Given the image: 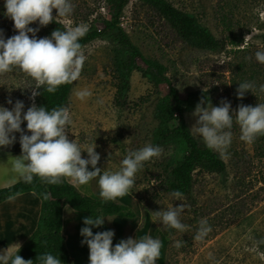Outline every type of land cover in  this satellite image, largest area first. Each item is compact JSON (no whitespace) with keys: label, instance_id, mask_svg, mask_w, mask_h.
<instances>
[{"label":"rangeland","instance_id":"obj_1","mask_svg":"<svg viewBox=\"0 0 264 264\" xmlns=\"http://www.w3.org/2000/svg\"><path fill=\"white\" fill-rule=\"evenodd\" d=\"M174 7L196 17L198 22L225 42L218 51L199 50L180 41L164 19L149 5L131 0L121 17V26L132 42L147 58L167 68L173 85L186 96L194 91H208L213 106L221 101L238 106H256L264 103V64L255 58L257 51H264L261 35L264 34V0H167ZM73 12L57 20L68 27L86 25L101 28L109 17L104 0H71ZM5 0H0V21L5 23L4 37L18 34L13 21L5 15ZM57 15L53 10V16ZM35 23V24H34ZM29 27L38 28L36 38H44L39 22ZM31 37V33H29ZM248 36L247 39L245 37ZM87 57L79 80L74 82L68 109L72 123L68 127L69 140L76 139L81 146L95 143L100 160L97 167L115 171L129 151L153 143V132L157 127L155 109L160 95L168 93L166 86L156 89L144 75L146 67L135 65L130 77V87L125 101L118 100V74L116 69L124 56L116 44L106 38H98L84 47ZM254 83L256 91H247L243 99L237 98L239 83ZM34 81L20 72L0 75V107L12 110L17 100L24 104L23 113L33 103L31 97ZM88 89L91 97L81 101L75 93ZM11 99L12 104L7 101ZM194 112V111H193ZM193 112L185 115L188 127L198 117ZM24 134L26 121L21 125ZM233 138L228 155L225 175L195 173L194 196L191 204L174 200L165 193L159 182L162 170L180 159L183 152L175 147H161L159 158L146 162L136 174L131 195L115 202L134 211L135 218L121 219L106 216L104 222L118 237L141 239L151 236L162 243L161 255L156 264H264V145L257 139L251 143L240 140V129L235 123L231 129ZM16 143L21 133L16 132ZM30 135V134H28ZM200 143L203 141L195 137ZM155 146V145H154ZM82 158L88 159L87 152ZM89 170H93L91 165ZM96 181V183H95ZM95 191L91 198L101 200L98 178L94 180ZM143 189V190H142ZM184 204L180 219L187 231L169 229L154 212ZM83 217H88L83 213ZM206 219L211 231L196 240L199 222ZM85 227L81 223V228ZM93 233L99 232L96 227ZM170 240L168 245L167 241ZM181 242L177 248L176 242ZM79 249L89 255L86 244Z\"/></svg>","mask_w":264,"mask_h":264},{"label":"clouds","instance_id":"obj_2","mask_svg":"<svg viewBox=\"0 0 264 264\" xmlns=\"http://www.w3.org/2000/svg\"><path fill=\"white\" fill-rule=\"evenodd\" d=\"M4 7L5 15L13 21L18 34L5 40L0 32V75L18 69L30 77L35 81L30 97L33 101L37 95H41L38 89L55 93L60 86L79 80L87 59L80 40L86 35L87 26L56 29L50 37L39 39L36 38L39 29L29 27L37 21L40 26H47L58 17L70 16L74 10L71 0H5ZM53 10L57 13L55 17ZM29 33L32 34L31 37ZM247 38L248 36L245 37ZM255 58L264 64V51H257ZM247 91L255 93L254 83H239L237 98L243 99ZM259 92L264 93V85L259 87ZM75 95L83 101L91 97L92 92L82 89L76 91ZM7 102L12 104L11 99ZM23 109L24 104L19 100L12 110L0 107V147L12 145L16 140L12 134L21 133V155L12 157L11 160V171L17 182L32 184L38 179L46 185H60L65 180H70L74 185H85L98 178L102 200L116 201L131 193L136 174L144 164L163 154L160 146L146 144L138 150L129 151L120 162L118 170L102 171L97 167L100 156L95 151V143L82 147L76 139L69 140L67 129L72 119L67 107L48 110L33 103L22 116ZM192 115L198 119L189 130L190 133L199 137L208 149L218 152L222 158L228 155L234 123L239 126L240 140L245 143L251 144L257 137L264 136V103L256 106L241 104L237 110L232 111L231 104L227 101L222 100L220 106H213L210 101L201 99ZM25 121L30 135L24 134L21 128ZM85 151L88 159L82 158V152ZM89 165L93 170H89ZM19 195L17 192L7 199L14 201ZM33 195L36 193L33 192ZM40 195L43 201L51 199L50 193ZM170 195L174 200L183 201V194L179 190ZM184 211V204L170 206L154 212V220L159 219L167 228L185 232L187 226L180 219ZM104 219L103 216H89L83 220L85 227L81 228L80 235L84 239L81 243L86 244L89 249V264H156L162 249L159 239L151 236H144L139 240L128 238L113 247V231L95 234L92 231L94 227L102 226ZM211 230L207 220L201 219L195 239L204 238ZM175 246L181 247V242L177 241ZM14 247V252L7 248L0 254V264H33L32 260H25L18 255L21 245L15 244ZM36 259L40 264H62L59 258L50 253L38 255Z\"/></svg>","mask_w":264,"mask_h":264},{"label":"trees","instance_id":"obj_3","mask_svg":"<svg viewBox=\"0 0 264 264\" xmlns=\"http://www.w3.org/2000/svg\"><path fill=\"white\" fill-rule=\"evenodd\" d=\"M153 8L162 19L169 25L176 37L188 46L207 51H218L225 48V42L217 39L211 31L200 24L195 16L171 5L167 0H138ZM109 11L101 28L91 27L86 35L80 40L83 47L98 38H106L120 47L123 60L119 63L116 72L118 74V100L125 101L130 87V77L134 67L139 62L146 67L144 75L158 89L161 86L168 88V93L160 95L155 109L157 127L153 132V143L160 147H175L183 155L171 166L162 170L159 182L165 193L179 190L183 199L194 204L195 173L225 175L227 164L221 155L200 143L190 133L185 115L193 112L201 99L212 102L208 91H194L186 96L182 94L172 83L167 75V68L159 62L147 58L140 49L132 42L130 36L121 26V17L131 0H104ZM35 24V23H34ZM33 25V23H32ZM5 23L0 21V32L4 37ZM42 34L50 37L56 29L64 30L65 24L54 20L47 26H41ZM264 44V34L261 35ZM74 82L60 86L55 93H48L43 88L38 89L41 95L35 97L37 107L44 106L51 110L56 107L69 106V99ZM35 87V81H34ZM205 107L207 104L204 105ZM27 134H30L26 130ZM258 141L264 145V136L258 137ZM12 153H21L20 144H16ZM19 192L20 194L35 192L42 202L41 215L35 232L28 241L20 248L18 255L25 260H32L33 264H40L37 256L50 253L62 261V264H70L71 257L65 244L63 231V211L66 205L74 210L85 213L92 217L116 216L121 219L135 218L134 211L127 206L115 201L104 202L83 195L73 184L65 180L60 185H46L38 179L32 184L19 181L9 187L0 189V204L7 200L9 195ZM41 193H50L51 199L43 201ZM99 232L112 230L105 222L96 227ZM169 228L166 237L172 232ZM123 240L115 233L113 247ZM168 245L170 240L167 241ZM167 260L166 264H169Z\"/></svg>","mask_w":264,"mask_h":264},{"label":"crops","instance_id":"obj_4","mask_svg":"<svg viewBox=\"0 0 264 264\" xmlns=\"http://www.w3.org/2000/svg\"><path fill=\"white\" fill-rule=\"evenodd\" d=\"M16 144L20 143L14 142L10 146L0 147V189L17 183L15 174L11 171L12 157L21 155V153L11 152ZM94 180L96 179L85 185H74L70 180L68 181L83 195L91 197V192L95 191V188L92 190ZM41 206L40 198L33 195V192L20 194L14 201L7 199L0 204V254L7 248L14 252L15 244L22 247L28 241L38 226ZM82 214V212L74 210L69 205L64 207L62 233L71 257L70 264H89V255L79 249V244L84 245L81 243L84 237L80 235L81 223L85 218ZM113 229L115 233L116 230L114 227Z\"/></svg>","mask_w":264,"mask_h":264}]
</instances>
